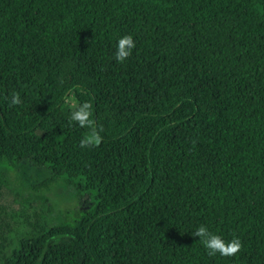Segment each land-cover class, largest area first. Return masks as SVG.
Segmentation results:
<instances>
[{
  "label": "trees",
  "instance_id": "trees-1",
  "mask_svg": "<svg viewBox=\"0 0 264 264\" xmlns=\"http://www.w3.org/2000/svg\"><path fill=\"white\" fill-rule=\"evenodd\" d=\"M23 163L90 206L7 208ZM201 224L240 251L208 255ZM0 264H264V0H0Z\"/></svg>",
  "mask_w": 264,
  "mask_h": 264
},
{
  "label": "rangeland",
  "instance_id": "rangeland-1",
  "mask_svg": "<svg viewBox=\"0 0 264 264\" xmlns=\"http://www.w3.org/2000/svg\"><path fill=\"white\" fill-rule=\"evenodd\" d=\"M18 174L22 183L11 177V186L3 191L2 204L9 209H18L21 200H30L32 209L37 212L41 210V198H46L52 208V220L54 224L72 220L78 211L86 210L89 206L88 198L77 200L73 190L62 183L56 184L48 192L35 194L26 189L27 186L37 185L45 180L49 173L44 169H38L28 163L20 164ZM19 194V195H18ZM22 198H21V197Z\"/></svg>",
  "mask_w": 264,
  "mask_h": 264
},
{
  "label": "clouds",
  "instance_id": "clouds-1",
  "mask_svg": "<svg viewBox=\"0 0 264 264\" xmlns=\"http://www.w3.org/2000/svg\"><path fill=\"white\" fill-rule=\"evenodd\" d=\"M136 47L135 39L132 35L119 37L115 42L113 59L117 63H123L131 55ZM10 106H18L22 103L21 94L13 92L10 97L6 98ZM90 105L87 103L76 106L70 115L71 121L79 127H90ZM103 137L98 132H92L90 138L84 137L80 140L81 148L98 146ZM197 237L203 247L207 250L208 255L221 257H233L241 249V241L238 238L225 239L222 235L211 232L206 225H198L191 233Z\"/></svg>",
  "mask_w": 264,
  "mask_h": 264
}]
</instances>
